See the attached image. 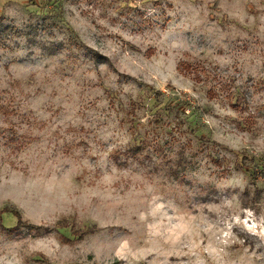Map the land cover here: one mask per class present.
<instances>
[{"label":"rangeland","instance_id":"rangeland-1","mask_svg":"<svg viewBox=\"0 0 264 264\" xmlns=\"http://www.w3.org/2000/svg\"><path fill=\"white\" fill-rule=\"evenodd\" d=\"M0 18L25 33L0 39V210L43 229L0 228V264H264V0H0Z\"/></svg>","mask_w":264,"mask_h":264},{"label":"trees","instance_id":"trees-1","mask_svg":"<svg viewBox=\"0 0 264 264\" xmlns=\"http://www.w3.org/2000/svg\"><path fill=\"white\" fill-rule=\"evenodd\" d=\"M9 34H13V35H16L18 37H21L23 36L25 33L22 31V30H18L16 28H13V27H10L8 26L7 28L4 27V24H3V19L0 18V39L2 41H4L5 37ZM31 32H29V36H31ZM72 45L76 46L77 48L79 49H82V48H86L84 45L82 44H78L76 42H73ZM88 50V53L86 54V56L90 57V59L92 61H94L95 63H99L100 61L104 62V61H107V58L103 57L102 55L98 54L96 51L94 50H91V49H87ZM143 152V148L141 146H135L125 152H117L116 153V161H118V165L120 167H124V166H127L128 165V161L129 160H132V161H141L139 159L140 155L142 154ZM122 156H125L126 157V161L121 163L120 162V158ZM148 157V156H146ZM171 175L176 177L177 179L179 178V175L176 171L172 170L171 169ZM12 214L17 222H16V225L12 228H6L4 225H3V216L5 214ZM65 221V220H64ZM70 226H69V223L68 222H61L59 223V228L61 229H68ZM0 228L1 229H4L6 231H9L13 234H20L22 231H24L25 229L27 230H30V231H33V233H41V231L43 230L41 227L39 226H34V225H31L29 224L26 220H24L23 218V215L22 213L17 210V209H14V208H4L2 210H0ZM72 229H74V227L72 226ZM93 231L92 230H75L74 229V234L78 237V239H83L86 235L92 233ZM65 239V238H63ZM68 240V239H66Z\"/></svg>","mask_w":264,"mask_h":264}]
</instances>
